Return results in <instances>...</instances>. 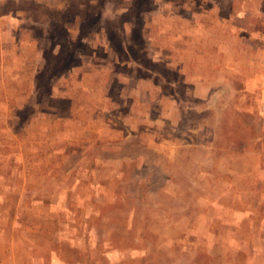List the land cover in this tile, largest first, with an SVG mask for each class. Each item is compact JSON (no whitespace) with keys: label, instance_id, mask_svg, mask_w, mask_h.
I'll return each instance as SVG.
<instances>
[{"label":"rangeland","instance_id":"374dc122","mask_svg":"<svg viewBox=\"0 0 264 264\" xmlns=\"http://www.w3.org/2000/svg\"><path fill=\"white\" fill-rule=\"evenodd\" d=\"M0 264H264V0H0Z\"/></svg>","mask_w":264,"mask_h":264}]
</instances>
